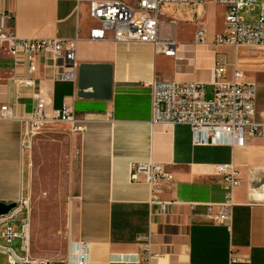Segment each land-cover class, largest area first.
Wrapping results in <instances>:
<instances>
[{"label": "crops", "instance_id": "obj_1", "mask_svg": "<svg viewBox=\"0 0 264 264\" xmlns=\"http://www.w3.org/2000/svg\"><path fill=\"white\" fill-rule=\"evenodd\" d=\"M88 8L89 0H0V27L28 38H78L75 81L55 79L39 57L36 88L20 86L13 76L23 67L0 56V104L14 114L0 118V201L29 198L31 258L58 264L70 242L82 239L90 243V264H224L231 251L237 259L233 264H264V125L261 135L248 136L242 144L197 145L188 124L151 121L146 84L155 77L206 82L207 97L219 63L226 65V78L237 66L249 79L237 47L214 43L224 30L222 6L207 0L197 7H162L159 37L177 41L176 55L151 43L90 40L95 21ZM211 12L220 14L218 26L210 23ZM197 22L206 27L204 43L194 41ZM231 50L233 58H227ZM80 76L88 82L109 76L110 96H81ZM94 89L101 91L95 86L84 92ZM44 92L53 96L48 110L69 105L86 129L75 132L69 123L48 120L28 150L19 118ZM256 112L264 122L258 94ZM148 160L174 176L156 194L157 201L147 183L129 179L131 164ZM220 163H233L240 171L230 227L209 214V205L216 210L225 200L215 168ZM121 254L131 256L121 260ZM0 264H8L2 254Z\"/></svg>", "mask_w": 264, "mask_h": 264}, {"label": "built area", "instance_id": "obj_2", "mask_svg": "<svg viewBox=\"0 0 264 264\" xmlns=\"http://www.w3.org/2000/svg\"><path fill=\"white\" fill-rule=\"evenodd\" d=\"M207 0H136L130 4L125 0H89V15L95 24L89 29L90 40L111 39L114 42L151 43L156 50L166 55H176L177 41L174 38H160V16L163 6H199ZM224 6V30L214 38L215 44H229L235 47H264V2L255 19L256 0H211ZM245 14V15H244ZM78 38H28L16 34L11 28L0 27V56L12 58L14 67H23V72L13 76L20 86L36 88L35 72L38 58L44 57L46 66L53 69L58 80H76V46ZM194 41H206V27L197 22ZM212 94H205L206 82H176L155 77L146 85L151 90L152 124H188L192 140L197 145H238L248 136L262 133L263 121L257 119L255 81L247 79L245 71L237 66L232 77L226 78V65L219 63L215 78L210 82ZM52 93L37 96L33 109L24 117L22 145L30 149L32 137L48 120L71 124L75 132H83L86 125L76 117L69 105L61 108L48 107L52 104ZM13 110L7 104H0V118H13ZM221 184L226 191L225 200L218 203L216 210L209 205L210 217L216 223L231 226L233 217V190L240 183V171L233 163L216 164ZM129 179L143 181L151 190L152 200L156 194L174 182L173 173L161 163L148 160L132 163ZM30 200L21 197L7 214L0 215V254L8 264H49L30 256L28 236V213ZM23 215V216H22ZM148 245V238L147 243ZM131 254H121L126 260ZM137 254H133L136 260ZM152 256L149 251L146 260ZM233 251L224 264L236 261ZM90 243L78 239L71 241L66 258L61 264H90Z\"/></svg>", "mask_w": 264, "mask_h": 264}, {"label": "rangeland", "instance_id": "obj_3", "mask_svg": "<svg viewBox=\"0 0 264 264\" xmlns=\"http://www.w3.org/2000/svg\"><path fill=\"white\" fill-rule=\"evenodd\" d=\"M125 1L130 4H134L136 2V0ZM262 2H264V0H256L255 7L251 12L253 16L251 17L246 14V18L255 19L260 10V4ZM221 12H224V6H222ZM219 19L220 14L218 17L217 13L211 12L209 16L210 23L215 22L218 26ZM237 51H239L240 58L238 59V62L240 66L247 70V74L250 80L254 81L255 79L257 81V94L259 95L260 99L264 101V47H247L244 45H240L237 47ZM225 56L227 58H233L232 50L226 51ZM63 260L59 261L58 264H61Z\"/></svg>", "mask_w": 264, "mask_h": 264}, {"label": "water", "instance_id": "obj_4", "mask_svg": "<svg viewBox=\"0 0 264 264\" xmlns=\"http://www.w3.org/2000/svg\"><path fill=\"white\" fill-rule=\"evenodd\" d=\"M107 68H109L107 66ZM99 87L100 92H84L89 87ZM80 95L83 97H109L111 93V78L109 76H103L101 82H97L94 79L88 82L85 76H80L79 80ZM16 206V201L3 202L0 201V215L7 214L12 208Z\"/></svg>", "mask_w": 264, "mask_h": 264}]
</instances>
